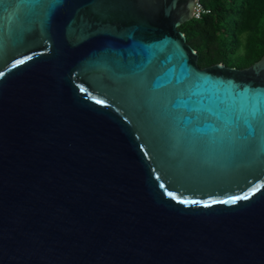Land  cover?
<instances>
[{
    "label": "water",
    "instance_id": "water-1",
    "mask_svg": "<svg viewBox=\"0 0 264 264\" xmlns=\"http://www.w3.org/2000/svg\"><path fill=\"white\" fill-rule=\"evenodd\" d=\"M195 2L0 0V264H264V55Z\"/></svg>",
    "mask_w": 264,
    "mask_h": 264
},
{
    "label": "trees",
    "instance_id": "trees-1",
    "mask_svg": "<svg viewBox=\"0 0 264 264\" xmlns=\"http://www.w3.org/2000/svg\"><path fill=\"white\" fill-rule=\"evenodd\" d=\"M205 13L179 27L199 68H246L264 55V0H199Z\"/></svg>",
    "mask_w": 264,
    "mask_h": 264
},
{
    "label": "built area",
    "instance_id": "built-area-1",
    "mask_svg": "<svg viewBox=\"0 0 264 264\" xmlns=\"http://www.w3.org/2000/svg\"><path fill=\"white\" fill-rule=\"evenodd\" d=\"M206 10L203 9L199 0H196L194 9H193V18H199L201 14L205 13Z\"/></svg>",
    "mask_w": 264,
    "mask_h": 264
},
{
    "label": "snow or ice",
    "instance_id": "snow-or-ice-1",
    "mask_svg": "<svg viewBox=\"0 0 264 264\" xmlns=\"http://www.w3.org/2000/svg\"><path fill=\"white\" fill-rule=\"evenodd\" d=\"M19 63H23V61H19ZM189 203H191V202H189Z\"/></svg>",
    "mask_w": 264,
    "mask_h": 264
}]
</instances>
